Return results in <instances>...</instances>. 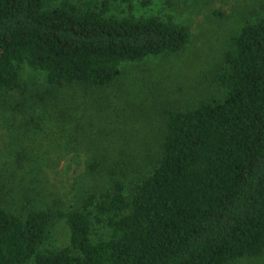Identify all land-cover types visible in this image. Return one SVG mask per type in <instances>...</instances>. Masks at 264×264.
<instances>
[{"label": "trees", "instance_id": "trees-1", "mask_svg": "<svg viewBox=\"0 0 264 264\" xmlns=\"http://www.w3.org/2000/svg\"><path fill=\"white\" fill-rule=\"evenodd\" d=\"M119 3L127 14L114 12ZM133 9L134 0H0V106L24 91L28 64L46 75L40 98L64 103L52 106L61 121L70 109L61 89L111 87L123 64L191 43L189 24ZM223 57L207 76L219 94L178 106L158 93L149 105L126 104L125 128L99 125L74 183L76 204L37 183L43 171L26 169L36 163L33 138L19 134L23 170L0 176V264H230L264 254V15L243 24ZM82 102L100 118L121 114L111 98ZM137 116L151 125L139 143L128 126ZM81 137L76 129L65 147L77 150ZM59 220L69 243L45 248Z\"/></svg>", "mask_w": 264, "mask_h": 264}, {"label": "rangeland", "instance_id": "rangeland-1", "mask_svg": "<svg viewBox=\"0 0 264 264\" xmlns=\"http://www.w3.org/2000/svg\"><path fill=\"white\" fill-rule=\"evenodd\" d=\"M143 1L134 0L132 12L135 15L169 14L190 25L193 37L187 49L175 55L125 63L117 84L111 87L88 90L71 86L61 89V95L66 97L70 106L61 121L58 119L61 117L59 111L53 110L52 106L56 109L57 106L63 107L64 103L47 97L40 98L48 87L45 73L22 64L20 76L24 91L5 94L3 106H0V176L14 173L17 177L21 173L22 167L18 168L15 163L16 150L22 148L18 136H31L33 139L26 142L27 150L33 161L36 158V163L27 165L26 169H33L31 174H35L37 169L43 171L37 183L42 184L41 187L46 186L55 196H63L66 206L76 204L78 190L73 188L74 183L84 170V160L91 152L88 150L89 141L98 131V126L108 125L109 130L110 126L121 124L125 128L122 115L126 104L130 102L133 108L149 105L158 93L162 98L169 96L175 99L178 106H194L198 99L219 94L218 87L211 85L207 76L222 63L225 51L233 47V38L243 24L264 15V0H148L149 4H143ZM119 4H114V12L127 14L128 5ZM74 98L77 100L74 101ZM84 98H111L121 114L119 117L111 115L108 119L100 118L96 108L83 104ZM103 102L107 104V101ZM132 107L128 105L127 109L132 111ZM31 118L35 120L26 124ZM147 121L137 116L128 122L133 139L138 143L151 129ZM78 124L83 127L78 128ZM76 129L84 144L78 145L77 150L70 145L66 148L68 137H72ZM106 138L116 140L112 133L107 134ZM28 185L32 186L31 183ZM69 240L68 225L64 220H59L51 227L44 247L61 248ZM230 264H264V254L245 257Z\"/></svg>", "mask_w": 264, "mask_h": 264}]
</instances>
